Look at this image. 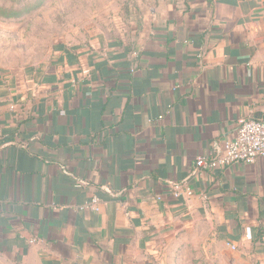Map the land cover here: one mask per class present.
Masks as SVG:
<instances>
[{
  "label": "crops",
  "instance_id": "0c3cea01",
  "mask_svg": "<svg viewBox=\"0 0 264 264\" xmlns=\"http://www.w3.org/2000/svg\"><path fill=\"white\" fill-rule=\"evenodd\" d=\"M107 21L0 70V264H264V157L196 165L264 121V0Z\"/></svg>",
  "mask_w": 264,
  "mask_h": 264
},
{
  "label": "rangeland",
  "instance_id": "374dc122",
  "mask_svg": "<svg viewBox=\"0 0 264 264\" xmlns=\"http://www.w3.org/2000/svg\"><path fill=\"white\" fill-rule=\"evenodd\" d=\"M132 0H0V70L45 65L61 40L119 17Z\"/></svg>",
  "mask_w": 264,
  "mask_h": 264
},
{
  "label": "built area",
  "instance_id": "2783aa9c",
  "mask_svg": "<svg viewBox=\"0 0 264 264\" xmlns=\"http://www.w3.org/2000/svg\"><path fill=\"white\" fill-rule=\"evenodd\" d=\"M262 157H264V121L240 118L237 121L236 136L224 141L220 154L211 158L199 157L196 165L199 171H214L232 165H251ZM172 193L177 198L193 195V191L185 185H173ZM99 203L100 200L93 197L81 210L98 212L100 210ZM35 242V239L30 240L31 244Z\"/></svg>",
  "mask_w": 264,
  "mask_h": 264
},
{
  "label": "trees",
  "instance_id": "16d2710c",
  "mask_svg": "<svg viewBox=\"0 0 264 264\" xmlns=\"http://www.w3.org/2000/svg\"><path fill=\"white\" fill-rule=\"evenodd\" d=\"M58 44V43H57Z\"/></svg>",
  "mask_w": 264,
  "mask_h": 264
}]
</instances>
